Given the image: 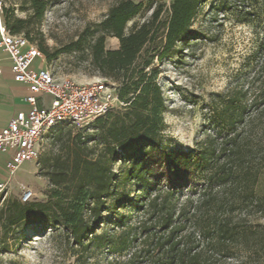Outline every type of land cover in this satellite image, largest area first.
I'll return each instance as SVG.
<instances>
[{
	"label": "trees",
	"instance_id": "obj_1",
	"mask_svg": "<svg viewBox=\"0 0 264 264\" xmlns=\"http://www.w3.org/2000/svg\"><path fill=\"white\" fill-rule=\"evenodd\" d=\"M31 1L40 18L46 1ZM205 1L171 0L160 46L154 42L162 4L126 31L143 3L117 0L101 21L82 31L92 32L87 48L95 70L116 84L127 104L98 118L93 133L60 131L53 137L38 162V174L48 180L46 199L9 198L0 207L5 245L9 233L19 240L26 230L47 228L55 247L75 264H90L99 254H107L104 264H225L239 255L263 257L264 224L248 216L250 210L264 216V194L257 191L264 163L250 158L244 132L264 114V56L254 70L250 86H258L251 98L247 90L231 92L216 110L224 134L217 129L188 151L164 146L165 103L153 60L175 53ZM3 18L11 33L22 32L25 19L4 10ZM107 35L118 39L117 48L104 47ZM38 48L47 61L59 53ZM118 161L119 172L113 167ZM119 180L135 190L118 202L117 210L127 213L118 214L109 229L103 227L105 214ZM183 184H189V194L178 192Z\"/></svg>",
	"mask_w": 264,
	"mask_h": 264
},
{
	"label": "rangeland",
	"instance_id": "obj_2",
	"mask_svg": "<svg viewBox=\"0 0 264 264\" xmlns=\"http://www.w3.org/2000/svg\"><path fill=\"white\" fill-rule=\"evenodd\" d=\"M45 1L42 16L38 18L31 0H0L4 13L26 20L22 33L49 53L59 52L50 61L45 58L56 75L75 81L104 80L92 65L87 48L92 40V32L82 31L101 21L117 0ZM133 1L142 2L143 7L126 23V31L134 21L142 23L149 19L157 5L162 4V13L155 24L159 27L154 42V46H160L164 39L171 0ZM118 46L119 41L115 36H105L106 49ZM175 50L174 54L162 60L154 59L153 64L157 68L156 81L161 87L165 103L164 146L188 151L195 149L198 142L217 129L225 133L226 127L215 116L216 110L222 109L231 92L247 90L250 99L254 87L258 86V83L252 87L250 85L254 70L264 56V0H206L192 19L189 34ZM60 131H70L72 134L93 133L96 126L80 128L69 123L62 125L44 140L40 157L49 149L53 137ZM244 134L251 148L250 158L257 164H263L264 114L254 118ZM38 162L29 161L24 165L26 170L18 174L21 180L15 182L16 175L7 196L0 197V207L7 199L18 198L22 187L32 189V200L46 199L48 180L38 174ZM122 166L121 161L113 165L117 172ZM31 169H36V173L32 174ZM188 187L189 184H183L178 192L189 194ZM134 190L133 183L118 181L116 191L108 201L103 227L112 228L118 214L127 213V209L118 211L116 205L120 200L131 197ZM257 191L264 194V165L260 171ZM249 213V220L264 224V216L251 210ZM131 215L135 216L134 213ZM16 236L9 233L8 245H5L1 241L0 227V264H75L74 257L55 247L47 228L37 234L33 230H26L24 237L19 240H16ZM107 257V254H99L89 263L104 264ZM262 262L264 255L252 260L239 255L236 260L227 259L225 264Z\"/></svg>",
	"mask_w": 264,
	"mask_h": 264
},
{
	"label": "built area",
	"instance_id": "obj_3",
	"mask_svg": "<svg viewBox=\"0 0 264 264\" xmlns=\"http://www.w3.org/2000/svg\"><path fill=\"white\" fill-rule=\"evenodd\" d=\"M0 49L8 55L13 80L28 89L24 99L28 107L17 111L0 129V154L6 156L7 172L6 179L0 182V197L5 198L13 175L25 162H38L42 144L54 130L67 123L88 127L127 103L119 98L116 84L106 78L75 81L56 75L35 42L22 32L9 31L1 2ZM33 197L28 187H22L18 195L21 202Z\"/></svg>",
	"mask_w": 264,
	"mask_h": 264
},
{
	"label": "crops",
	"instance_id": "obj_4",
	"mask_svg": "<svg viewBox=\"0 0 264 264\" xmlns=\"http://www.w3.org/2000/svg\"><path fill=\"white\" fill-rule=\"evenodd\" d=\"M40 62V60H37L36 64L40 65ZM9 65L10 60L7 53L0 49V129L7 124L17 111L25 110L28 107L24 100L28 94V89L25 85L17 83L13 80L12 75L9 72ZM46 99L48 101V98ZM5 159L6 156L0 154V182H3L7 177ZM26 163L27 162H25L13 175L10 187L16 175L17 177L15 182L21 180L18 178V174H21L26 170L24 166ZM31 173H36V169H31Z\"/></svg>",
	"mask_w": 264,
	"mask_h": 264
}]
</instances>
